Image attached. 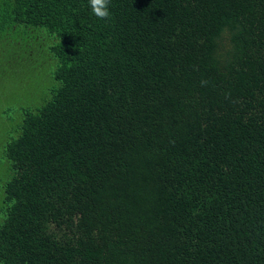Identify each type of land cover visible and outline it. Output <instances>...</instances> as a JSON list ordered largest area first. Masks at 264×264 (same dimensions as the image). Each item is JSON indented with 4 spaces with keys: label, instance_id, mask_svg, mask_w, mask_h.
Returning a JSON list of instances; mask_svg holds the SVG:
<instances>
[{
    "label": "trees",
    "instance_id": "obj_1",
    "mask_svg": "<svg viewBox=\"0 0 264 264\" xmlns=\"http://www.w3.org/2000/svg\"><path fill=\"white\" fill-rule=\"evenodd\" d=\"M109 7L0 0V264H264V0Z\"/></svg>",
    "mask_w": 264,
    "mask_h": 264
},
{
    "label": "rangeland",
    "instance_id": "obj_2",
    "mask_svg": "<svg viewBox=\"0 0 264 264\" xmlns=\"http://www.w3.org/2000/svg\"><path fill=\"white\" fill-rule=\"evenodd\" d=\"M42 69L31 72L32 75L26 82L18 77L0 80V206L4 196V183L13 173L10 162L4 156L3 144L11 136L17 135L15 122L20 116L22 106L29 104L31 100L40 101L47 90L50 83ZM2 218L3 213L0 210V219Z\"/></svg>",
    "mask_w": 264,
    "mask_h": 264
},
{
    "label": "clouds",
    "instance_id": "obj_3",
    "mask_svg": "<svg viewBox=\"0 0 264 264\" xmlns=\"http://www.w3.org/2000/svg\"><path fill=\"white\" fill-rule=\"evenodd\" d=\"M92 14L101 20H107L111 17V0H88Z\"/></svg>",
    "mask_w": 264,
    "mask_h": 264
}]
</instances>
